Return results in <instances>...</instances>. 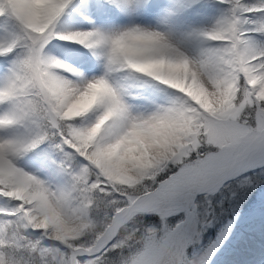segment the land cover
<instances>
[{"label":"snow or ice","instance_id":"6c2138e0","mask_svg":"<svg viewBox=\"0 0 264 264\" xmlns=\"http://www.w3.org/2000/svg\"><path fill=\"white\" fill-rule=\"evenodd\" d=\"M219 2L228 15L197 32L185 31L181 17L206 0L173 4L155 25L145 19L152 0H0V23L22 32L0 44V56L21 49L0 87V197L16 202L0 211V264H17L9 247L40 264L51 251L61 264H212L236 227L229 220L204 243L224 193L234 197V183L264 172V47L244 38L243 0ZM78 17L91 27L78 28ZM197 40L209 46L191 55ZM67 53L79 62L64 60ZM25 125L27 136L4 135ZM156 129L170 141L157 143ZM137 137L148 145L143 159L128 151ZM29 153L48 179L20 166ZM125 172L132 186L117 183ZM52 178L63 186L54 189ZM93 196L110 205L107 225L82 246L74 218Z\"/></svg>","mask_w":264,"mask_h":264},{"label":"rangeland","instance_id":"374dc122","mask_svg":"<svg viewBox=\"0 0 264 264\" xmlns=\"http://www.w3.org/2000/svg\"><path fill=\"white\" fill-rule=\"evenodd\" d=\"M219 1V0H215ZM244 5L246 6L245 11L239 13L246 21L245 24L242 25V28L245 32V40L252 46L254 49H259L264 47V0H243ZM153 4L152 9L149 13H155V11L160 8H156ZM165 10V9H164ZM153 14L147 15V21L152 22ZM121 17V16H116ZM117 20H120L117 18ZM11 31L10 41L17 39L22 35L20 31H14L12 26H9ZM21 51L19 47H17L16 52L9 55L8 61L12 62L16 59L17 54ZM67 55L75 57L72 53H67ZM68 62V61H67ZM70 63V62H69ZM3 62L0 67H7L8 65ZM32 131V130H31ZM165 142L170 141V137L164 135ZM37 156L35 153H29L24 156L20 161V166L25 170L30 171L39 175L42 179H48L51 174L45 172H39L37 170ZM132 175L131 177H126V174L121 173L117 183L125 186L128 183L132 184ZM250 181L244 182L243 186L237 187L234 183L231 189V192L235 193V196H231L230 192H225L224 195L229 197L228 200L225 201L223 209H217L219 216V224L210 229L204 236V243L208 244L211 240H215L216 233L220 225L226 224L229 220H234L236 227L233 230V235L230 240L226 243V245L213 257V261H216L219 254L224 250V248L230 244L236 233L241 230L246 225L247 220L254 218L256 216H264V172H261L257 169L255 172H249ZM242 179V178H241ZM51 184L62 187L63 182L59 181L56 178L51 179ZM132 186V185H131ZM220 199L219 196L215 198L216 201ZM215 202V201H214ZM16 202L11 201L7 198L0 197V211L11 210ZM110 205L99 197H91V204L89 205V211L81 216V220L83 222L82 226L77 230L80 234L79 240L83 242L87 240H91L90 243H93L101 230L106 228L107 225V217ZM235 218V219H234ZM256 219V218H255ZM175 220V218H174ZM4 221V217L0 216V224ZM101 226V230L97 231L98 227ZM0 227H4L0 225ZM11 232V230H8ZM30 237L35 240L40 236V233L37 232H29ZM67 241L71 243V238H67ZM45 245L51 249H55L57 247V242L53 241V239L45 240ZM80 243V242H79ZM88 243V244H90ZM82 246H87L88 244L80 243ZM191 252V249L189 250ZM8 254L10 257H14L17 261V264H40V261L37 257H33L30 252H20L17 251L15 247L8 248ZM46 259L43 264H61L62 256L57 254L55 251L45 253ZM106 264H122V258L116 257L114 259H109L106 261Z\"/></svg>","mask_w":264,"mask_h":264},{"label":"bare ground","instance_id":"6f19581e","mask_svg":"<svg viewBox=\"0 0 264 264\" xmlns=\"http://www.w3.org/2000/svg\"><path fill=\"white\" fill-rule=\"evenodd\" d=\"M152 2L155 6H157L156 8H160L152 17L151 24L155 25L157 21L165 15L171 5L174 4L176 8L179 9L182 0H152ZM148 14L150 15L149 12L146 13L145 19L146 22L150 23L147 21ZM108 15L116 23L126 22L122 20L121 17H117L120 19L117 20L116 16H120V13L114 8H108ZM226 15H228V10L225 4L215 0H206V6L198 7L193 11L186 13L181 17V19L185 21V31L195 30L200 32L212 28L218 19ZM89 18L99 25L100 21L95 13L91 14ZM173 19H175V17H173ZM9 26H12L15 32H21L20 28L15 24L0 23V44L6 45L11 42V31ZM76 26L84 30H88L91 27L87 21L79 17L77 18ZM208 46V44H201L199 40L194 41L191 45L190 54L196 55L200 48H206ZM8 57L9 55L0 56V65L3 64V62L8 65L7 67H0V87H3L6 83V78L12 67L11 62L7 60L9 59ZM63 59L73 64L79 62L77 57L75 58L67 54L63 56ZM122 83L131 87L134 94L141 90L138 85L131 80L122 81ZM131 103L136 106H148L147 101L142 99L133 100ZM5 111L6 108L4 106H0V115H3ZM31 130V125L19 126L9 130L4 135L23 137L29 135ZM151 135L157 143L161 140L165 142L164 134L161 130H153ZM147 147L148 145L145 143V140L142 137H137L134 142L130 144L128 151L134 155L138 154V158L143 159L145 158ZM124 174H126V177H131L130 173L125 172ZM127 185L131 186L132 184L128 183ZM52 186L54 189L58 188V186ZM81 218V216L74 218V225L77 230L83 224V219L81 220ZM67 238L69 237L66 236L65 239L67 240ZM212 264H264V216H256L247 220L246 225L236 233L230 244L224 248V250L217 257L216 261Z\"/></svg>","mask_w":264,"mask_h":264},{"label":"trees","instance_id":"16d2710c","mask_svg":"<svg viewBox=\"0 0 264 264\" xmlns=\"http://www.w3.org/2000/svg\"><path fill=\"white\" fill-rule=\"evenodd\" d=\"M101 230V226L98 227L97 231ZM91 240H87L85 242H83L82 240H79L80 243H85V244H88L90 243Z\"/></svg>","mask_w":264,"mask_h":264}]
</instances>
